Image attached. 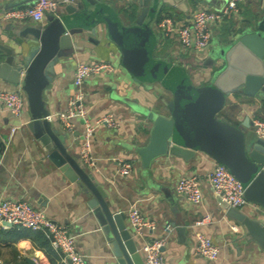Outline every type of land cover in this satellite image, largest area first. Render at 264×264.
<instances>
[{
  "label": "crops",
  "instance_id": "1",
  "mask_svg": "<svg viewBox=\"0 0 264 264\" xmlns=\"http://www.w3.org/2000/svg\"><path fill=\"white\" fill-rule=\"evenodd\" d=\"M33 1L0 0V44L13 46L14 42L9 36L14 35L15 28L38 24L9 21L3 17L4 12L29 7ZM103 1L118 13L126 25L134 24L140 11L139 0L129 3ZM225 3L226 0H188L186 11L160 5L153 18L147 17L157 37L155 59L173 66H183L191 83L196 86L210 84L218 71L210 64L214 52L219 47L232 45L251 31L264 12V0H244L240 3L237 13L212 27L210 44L202 52L183 49L173 35L163 36L157 19L168 12L176 23H184L198 8L217 11ZM67 6L60 8V16H71ZM72 6L82 10L86 4L83 0H76ZM51 17L45 13L39 24H47ZM97 29V33L83 31L72 38L79 48L56 64L53 80L43 94L52 123L68 135L66 146L70 154L77 156L80 163L82 121L73 119V128L66 132L56 116L65 110L72 93L75 65L80 61L109 62L114 68L113 72L86 79L83 85L84 106L87 119L94 120L111 114L119 125L114 129L102 125L94 130L91 153L95 167H83L105 189L106 201L115 211L125 214L126 226L131 236L136 238L140 252L144 243L166 236L161 251L167 264H264V249L253 241H246L242 227L234 217L236 213L256 217L260 208L249 202L241 209H229L215 199L206 178L215 165L212 158L196 151L189 159L162 155L155 158L149 167L142 165L137 149L149 142L153 123L133 109L145 107L164 112L165 101L172 98V90L157 80L148 82L141 79V82H137L123 68L121 52L109 39L105 26L100 24ZM3 58L0 51V61ZM0 90L20 91L24 99L20 116L12 115L0 103V198L26 200L53 221L67 225L90 264H114L110 245L88 206L89 195L84 194L77 182H70L51 163L29 130L28 105L22 80L14 84L0 78ZM247 117L252 122L254 119L264 120V94L249 96L239 90L227 95L219 118L240 125ZM120 160L131 162L133 170L128 176L117 173ZM191 175L201 179L203 198L198 204L179 197L174 190L180 177ZM134 208L154 221V229H144L141 235L135 234L127 218V213ZM167 225L169 233L165 231ZM231 225L237 226L238 231L233 232ZM197 233L206 235L219 247L216 261L211 262L195 254ZM34 234L33 231L14 226L0 227V264H65L48 244L42 246Z\"/></svg>",
  "mask_w": 264,
  "mask_h": 264
},
{
  "label": "water",
  "instance_id": "2",
  "mask_svg": "<svg viewBox=\"0 0 264 264\" xmlns=\"http://www.w3.org/2000/svg\"><path fill=\"white\" fill-rule=\"evenodd\" d=\"M82 10L68 5L69 17H51L47 24L15 28L12 45L0 44V78L17 84L28 105V127L47 155L70 182H77L110 245L114 264H143L136 238L125 223V214L106 201L107 192L66 146L68 135L54 126L46 110L44 92L55 75L54 68L79 48L72 38L85 31L97 33L103 24L109 39L119 48L123 68L137 81H161L172 90L165 111L133 109L152 121L149 142L137 149L142 165L149 167L162 155L189 159L202 152L227 167L245 188L248 202L257 204L256 217L234 216L246 241L264 249V140L256 137L247 117L240 125L219 118L227 95L241 90L249 96L264 94V12L251 31L232 45L219 47L210 64L217 72L210 84L196 86L184 70L154 57L157 37L147 21L161 5L187 10L188 0H139L140 11L133 25H126L103 0H83ZM151 5V6H150ZM250 129V131L248 130ZM2 143L0 142V151ZM6 226L11 227L9 223Z\"/></svg>",
  "mask_w": 264,
  "mask_h": 264
},
{
  "label": "built area",
  "instance_id": "3",
  "mask_svg": "<svg viewBox=\"0 0 264 264\" xmlns=\"http://www.w3.org/2000/svg\"><path fill=\"white\" fill-rule=\"evenodd\" d=\"M118 1L129 3L131 0ZM243 1L226 0L225 5L217 11L198 8L192 12L190 18L184 23H176L172 18L165 17L158 23V27L163 36H175L183 49L202 52L210 44L212 27L237 13L238 6ZM75 2L76 0H34L29 7L4 12L3 17L9 21H32L39 24L43 21L45 13L50 14L52 17H59L61 7L73 5ZM113 70L114 68L109 62L80 61L76 63L72 77V93L67 100L65 110L56 116L66 132H70L73 128V119L82 121L83 134L79 147V160L85 168L94 169L95 167V160L91 153V139L94 130L102 125L114 129L118 127L119 122L114 120L111 114L103 115L94 120L86 118L83 85L86 79L104 73H111ZM0 103L12 115L20 116L24 99L20 91L0 90ZM253 127L256 137L264 140V120L254 119ZM132 170L133 166L130 161H119L117 173L120 176H128ZM206 178L215 199L227 208L241 209L249 203L244 196L245 188L226 166L215 162L213 169L206 175ZM174 190L176 195L193 204L202 201L201 179L197 175L180 177ZM127 218L137 235H141L144 229H154L155 227L154 221L145 217L136 208L127 213ZM6 223L17 228L43 233L51 250L65 264H90L87 256L79 250L76 236L70 231L69 227L53 221L42 210L34 207L26 200L0 198V227H8ZM230 229L233 232L238 231V227L234 225H231ZM165 231L170 232L168 225L165 227ZM165 241L166 236H161L142 245L143 264H167L161 251ZM194 252L199 257L214 262L219 256V247L206 235L197 233Z\"/></svg>",
  "mask_w": 264,
  "mask_h": 264
},
{
  "label": "trees",
  "instance_id": "4",
  "mask_svg": "<svg viewBox=\"0 0 264 264\" xmlns=\"http://www.w3.org/2000/svg\"><path fill=\"white\" fill-rule=\"evenodd\" d=\"M165 17H170V18H172V16L170 15V13H164V15H162V16H160L158 19H157V22H160L163 18H165ZM173 19V18H172ZM22 229H25V228H22ZM25 230H28V229H25ZM31 231V230H30ZM33 232H35V234H34V238H36L37 239V241H39L40 243H41V245L42 246H46L47 244L49 245V243H48V241H47V239H46V237L44 236V234L43 233H41V232H38V231H33ZM50 246V245H49ZM50 248V247H49ZM51 249V248H50Z\"/></svg>",
  "mask_w": 264,
  "mask_h": 264
},
{
  "label": "rangeland",
  "instance_id": "5",
  "mask_svg": "<svg viewBox=\"0 0 264 264\" xmlns=\"http://www.w3.org/2000/svg\"><path fill=\"white\" fill-rule=\"evenodd\" d=\"M154 57H155V56H154ZM175 66H177L178 68L183 69V70H184V73L186 74V76L189 77V79H190V76H189L187 70H186L183 66H180V65H175ZM190 81H191V80H190Z\"/></svg>",
  "mask_w": 264,
  "mask_h": 264
}]
</instances>
